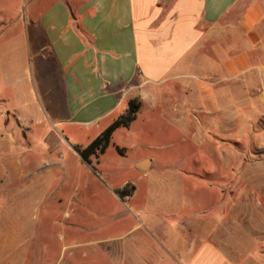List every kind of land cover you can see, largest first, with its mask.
<instances>
[{"label": "rangeland", "instance_id": "rangeland-1", "mask_svg": "<svg viewBox=\"0 0 264 264\" xmlns=\"http://www.w3.org/2000/svg\"><path fill=\"white\" fill-rule=\"evenodd\" d=\"M6 7L0 0L2 114L18 103L8 83L23 79L13 56L19 48H7L5 37L6 20L22 28L23 8L17 1ZM131 101L139 105L136 119L90 165L74 152L101 130L45 120L18 135L10 157L20 167L0 183V264H182L179 254L195 240L203 247L194 264H264V118L254 111L209 135L197 112L188 133L175 116L166 120ZM232 104L221 92L214 103L193 100L189 110L225 119L236 111ZM48 132L59 139L55 146L42 140ZM131 187L124 200L113 193Z\"/></svg>", "mask_w": 264, "mask_h": 264}, {"label": "crops", "instance_id": "crops-1", "mask_svg": "<svg viewBox=\"0 0 264 264\" xmlns=\"http://www.w3.org/2000/svg\"><path fill=\"white\" fill-rule=\"evenodd\" d=\"M5 1L6 9L10 1L23 8L21 29L5 22L23 79L8 83L18 103L0 113V183L20 167L10 157L18 135L45 120L102 133L135 99L166 120L175 116L188 133L197 112L209 135L254 111L264 118V0ZM221 92L236 108L225 119L189 110L193 100L214 103ZM7 101L0 96V106ZM42 140L55 146L59 139L48 132ZM25 163L34 165L30 157ZM202 247L195 240L178 258L194 264Z\"/></svg>", "mask_w": 264, "mask_h": 264}, {"label": "trees", "instance_id": "trees-1", "mask_svg": "<svg viewBox=\"0 0 264 264\" xmlns=\"http://www.w3.org/2000/svg\"><path fill=\"white\" fill-rule=\"evenodd\" d=\"M139 105L135 101L128 103V109L117 120L111 123L102 133H100L87 147L84 149L77 148V152L81 160L88 165L91 164V158L103 154L109 147L113 133L119 128H128L130 123L136 119V113ZM134 191L131 187L129 190L123 188L115 192L119 199L124 200Z\"/></svg>", "mask_w": 264, "mask_h": 264}, {"label": "water", "instance_id": "water-1", "mask_svg": "<svg viewBox=\"0 0 264 264\" xmlns=\"http://www.w3.org/2000/svg\"><path fill=\"white\" fill-rule=\"evenodd\" d=\"M146 164H147V162H144V163L139 164V166H140L142 169H145V168H146Z\"/></svg>", "mask_w": 264, "mask_h": 264}]
</instances>
